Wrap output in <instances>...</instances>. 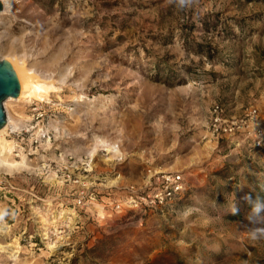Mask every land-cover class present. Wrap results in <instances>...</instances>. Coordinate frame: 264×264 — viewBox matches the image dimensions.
I'll return each instance as SVG.
<instances>
[{"label": "rangeland", "instance_id": "rangeland-1", "mask_svg": "<svg viewBox=\"0 0 264 264\" xmlns=\"http://www.w3.org/2000/svg\"><path fill=\"white\" fill-rule=\"evenodd\" d=\"M11 1L0 264H264V0Z\"/></svg>", "mask_w": 264, "mask_h": 264}, {"label": "bare ground", "instance_id": "bare-ground-1", "mask_svg": "<svg viewBox=\"0 0 264 264\" xmlns=\"http://www.w3.org/2000/svg\"><path fill=\"white\" fill-rule=\"evenodd\" d=\"M0 1H2V4H3V8L0 11V16L2 14H4L5 12L12 11L14 9L15 5L14 4H13L14 6L12 5L11 0H0ZM9 60L12 63L13 68H14L17 76H18L21 88H20V94L17 97H8L7 99L4 100L3 104H4L5 108H7L8 101L10 102V100L11 101L12 100L20 101V100H24V99H31L33 97H36L38 99H43L45 96L47 97V94H48L50 88H53L54 85H53V83L50 82V80H47V77L49 75L47 76L44 73L46 67L43 68L44 69L43 73L39 74V72L36 73V71L32 67H30L26 64L24 57H22L21 55L16 54L14 56H11L9 58ZM16 122H17V120H16ZM16 122H15V119L14 120L12 119V117L10 116V114L7 111L6 124L0 128V147L2 148L3 151H6L7 148H9V149L11 148V142H8L5 139L4 135L9 128H13V129L17 128ZM0 163H3V164L5 163L9 167H12V166L18 167L21 165L20 162H11V161L7 162L2 158H0Z\"/></svg>", "mask_w": 264, "mask_h": 264}, {"label": "water", "instance_id": "water-1", "mask_svg": "<svg viewBox=\"0 0 264 264\" xmlns=\"http://www.w3.org/2000/svg\"><path fill=\"white\" fill-rule=\"evenodd\" d=\"M3 8L0 1V11ZM20 82L12 63L0 57V128L6 124L7 115L4 109V100L8 97H17L20 94Z\"/></svg>", "mask_w": 264, "mask_h": 264}, {"label": "built area", "instance_id": "built-area-1", "mask_svg": "<svg viewBox=\"0 0 264 264\" xmlns=\"http://www.w3.org/2000/svg\"><path fill=\"white\" fill-rule=\"evenodd\" d=\"M215 121H218V118H215ZM217 130V129H216ZM223 132H228L232 130V127H224ZM180 179V176L177 175L176 177L171 178V182L176 184H171L170 186L165 187V189L162 191V193L158 196L159 202H162L164 198H170L173 194V192L177 191L181 185L178 184V180Z\"/></svg>", "mask_w": 264, "mask_h": 264}]
</instances>
